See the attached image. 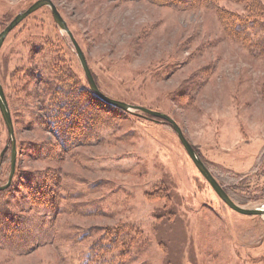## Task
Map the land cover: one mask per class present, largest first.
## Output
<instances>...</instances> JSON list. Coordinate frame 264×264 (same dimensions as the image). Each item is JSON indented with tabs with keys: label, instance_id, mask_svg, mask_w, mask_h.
<instances>
[{
	"label": "rangeland",
	"instance_id": "374dc122",
	"mask_svg": "<svg viewBox=\"0 0 264 264\" xmlns=\"http://www.w3.org/2000/svg\"><path fill=\"white\" fill-rule=\"evenodd\" d=\"M36 1L0 0V32ZM52 1L103 94L173 118L238 205H264V56L253 55L242 41H253L254 34H229V15L220 19L214 8L177 10L147 0ZM218 7L237 17L249 15L245 0H224ZM35 47L46 58L59 49L79 95L104 107L83 108L77 144L70 150L39 120L31 97L27 72ZM0 79L10 99L18 153L13 186L0 194V207L26 215L44 230L25 243L33 245L28 253L25 245L11 248L0 241V264H97L98 258L109 264H264V216L229 208L171 126L125 112L94 93L74 44L49 7L7 36ZM8 144L0 111V187L11 171ZM48 176L58 178L57 185H47L59 190L57 210L39 211L30 203L26 208L33 213L22 208L27 188L39 177L47 184ZM125 230L135 233L131 240L123 241ZM49 235L54 238L47 242ZM129 243L130 253L120 255Z\"/></svg>",
	"mask_w": 264,
	"mask_h": 264
},
{
	"label": "trees",
	"instance_id": "16d2710c",
	"mask_svg": "<svg viewBox=\"0 0 264 264\" xmlns=\"http://www.w3.org/2000/svg\"><path fill=\"white\" fill-rule=\"evenodd\" d=\"M147 1L162 6L172 7L177 10L191 9L192 7L217 9L220 15V19L221 16L223 18V16L229 15V18L231 20L232 27L229 28L227 26L225 27V30L229 34L236 31L239 34L243 35V38L246 36L249 37L250 34H254L256 38H254L253 41L247 42L244 39L242 41L250 46V50L253 55H255L256 57L264 56V9L262 8L261 1L259 0H245L248 4L249 15L240 17L228 13L225 10H221L218 7L219 3L224 0H200L201 2L192 5L182 4L181 0ZM225 22H228V20ZM7 23L5 25L3 24V26L5 27ZM35 48L37 49V51H32L30 53V55L32 54L31 59L33 63L31 64L32 66H30V69L28 68L29 71L27 72V75L31 76L32 78L31 85L33 84L31 97L33 98L34 103L37 107L36 109L39 111V120L41 119V121L44 123L43 125L47 126L49 130L52 131V133L54 134V138L58 141V144L63 150H70L77 144L74 138L79 136L80 131L78 130V128L80 126L78 125V121L80 115L85 111L83 110V108H86L87 110H93L95 108L104 110V107L102 105H93L85 95H79V84L76 82L75 76L70 73L69 69H67L65 65V59L62 57L59 49H55L51 56L46 58L42 55L41 48ZM87 91L89 92L88 89ZM98 100L102 102L100 99ZM9 101L10 99L8 97V102ZM96 120H99V114L97 113L95 115L94 121ZM49 181H55V184H58L57 176H48L47 184L45 183V181H43V178H37L32 183L33 185L27 188V194L24 195L22 200H20L22 208H26V205L30 203L34 206V208H39V211H42V209L48 212L56 211L58 208V206L56 205L58 201L61 200V196L59 190L57 192L54 187L52 188L50 186H47L49 184ZM12 186L13 185H11V187L7 190L0 191V194L8 192L10 189H12ZM53 190L55 193L53 192ZM7 203L10 202L8 201ZM34 208L26 209L29 212L33 213ZM0 210H2L0 211V214L9 215L8 217H4L3 220L0 219V236L2 237V235L4 236L7 233L10 235L9 238H11L10 241H6L5 239L0 240L2 244L5 247L9 246L11 248L12 245H14L13 247L25 245L24 252H31L33 249V245L27 247L28 245L25 243L29 239L34 238L35 236L40 234L42 232V228L38 227L37 223L31 221L26 215L25 217H21L19 215H16L9 209L6 210L1 207ZM43 233L44 230L40 235H42ZM122 234L123 241L124 237L131 240L132 235H135L132 230H125ZM119 237V234L115 235L113 244L116 243ZM53 238V235H49L46 241L50 242L53 240ZM129 245L130 243L127 245V247L120 249V255L130 253V251H127ZM93 248L95 249V251L97 250L96 247ZM144 248L145 246L142 247V249ZM106 260L107 258L105 260H101L100 258H98L95 261L97 262V264H109V262Z\"/></svg>",
	"mask_w": 264,
	"mask_h": 264
},
{
	"label": "water",
	"instance_id": "95a60500",
	"mask_svg": "<svg viewBox=\"0 0 264 264\" xmlns=\"http://www.w3.org/2000/svg\"><path fill=\"white\" fill-rule=\"evenodd\" d=\"M43 7H49L52 12V17L56 23V25L60 28V30L64 33H66L72 43L74 44V47L77 52V56L80 60L82 69L86 75V78L88 80V83L90 85L91 90L96 93L105 103L111 104L114 106L119 107L125 112H130V113H135V112H140V114H147L152 116L156 122L158 123H165L173 129V131L176 133L178 139L180 140L181 144L183 145L184 149L186 150L187 154L201 173V175L207 180V182L210 184V186L213 188V190L217 193V195L221 198V200L232 210L246 216H259L263 217L264 216V205L261 207H256V208H245L240 205H238L227 193L225 188L220 184V182L217 180V178L211 173V171L207 168L206 164L203 162L201 157L198 155L196 152L195 148L193 145L189 142V140L186 138L183 130L181 127L177 124V122L171 118L170 116L160 113V112H155L150 109L141 107V106H134L130 105L125 102H121L115 99H112L105 94H103L97 83L96 80L92 74L91 69L89 68L85 55L79 46L77 40L75 39L73 33L69 29L67 22L63 18L62 14L58 10L57 6L53 3L52 0H37L33 5H31L28 9L25 11L19 13L11 22H9L0 32V49L3 46L7 36L24 20L26 19L29 15L33 14L34 12L38 11L39 9ZM0 111L2 113L4 122L6 124L7 130H8V135H9V144L7 145L11 147V171L10 175L8 178V182L6 185L0 187V191L7 190L11 187L13 179L15 177L16 173V163H17V141L15 137V129H14V124H13V119L11 115V111L9 108V104L5 95V91L3 88V85L1 83L0 79ZM136 114V113H135ZM1 156H4V153L1 154Z\"/></svg>",
	"mask_w": 264,
	"mask_h": 264
}]
</instances>
